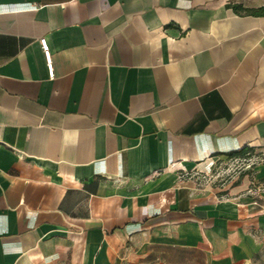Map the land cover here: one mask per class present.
<instances>
[{
    "label": "crops",
    "instance_id": "1",
    "mask_svg": "<svg viewBox=\"0 0 264 264\" xmlns=\"http://www.w3.org/2000/svg\"><path fill=\"white\" fill-rule=\"evenodd\" d=\"M227 5L264 0H0V264H264V162L215 182L264 147Z\"/></svg>",
    "mask_w": 264,
    "mask_h": 264
},
{
    "label": "rangeland",
    "instance_id": "2",
    "mask_svg": "<svg viewBox=\"0 0 264 264\" xmlns=\"http://www.w3.org/2000/svg\"><path fill=\"white\" fill-rule=\"evenodd\" d=\"M244 158H251L252 161H254L255 163L264 162V147L256 148L248 156ZM245 167L246 166H245L244 161H240L238 159L232 160V161H226V164L222 165L219 168V171L217 172L218 174L216 175L217 177H215L217 178L215 182H218V183L224 182L225 180L230 178V176L237 173L241 169H244ZM212 175H215V173L209 174L207 176L208 180H213Z\"/></svg>",
    "mask_w": 264,
    "mask_h": 264
},
{
    "label": "trees",
    "instance_id": "3",
    "mask_svg": "<svg viewBox=\"0 0 264 264\" xmlns=\"http://www.w3.org/2000/svg\"><path fill=\"white\" fill-rule=\"evenodd\" d=\"M229 8H231L235 13L237 14H252V15H264V6L257 8V9H248L243 8L240 5H227ZM253 151V148L250 147H243L238 150H234L228 153L229 157H239L244 158L248 156Z\"/></svg>",
    "mask_w": 264,
    "mask_h": 264
},
{
    "label": "built area",
    "instance_id": "4",
    "mask_svg": "<svg viewBox=\"0 0 264 264\" xmlns=\"http://www.w3.org/2000/svg\"><path fill=\"white\" fill-rule=\"evenodd\" d=\"M39 42H40V47H41V50H42V53H43V56H44V59H45V64H46V67H47L48 76L50 78H52L53 71H52L51 54H50L49 46H48L47 41L45 39H40ZM235 160H237V159H235ZM238 160L244 161L245 166H246L244 169H248L249 167H251L255 163L254 161H252L251 158H241V159H238ZM202 179L208 181L207 175L202 177ZM262 190H264L263 186L260 187V191H262Z\"/></svg>",
    "mask_w": 264,
    "mask_h": 264
}]
</instances>
